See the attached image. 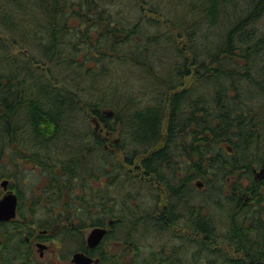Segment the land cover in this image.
Wrapping results in <instances>:
<instances>
[{"label":"trees","instance_id":"obj_1","mask_svg":"<svg viewBox=\"0 0 264 264\" xmlns=\"http://www.w3.org/2000/svg\"><path fill=\"white\" fill-rule=\"evenodd\" d=\"M94 117L128 166L145 155L159 215ZM29 162L30 223L59 208L77 224L62 240L120 209L132 226L112 238L154 254L137 264H264V0H0V178ZM27 227L0 222V264L38 263Z\"/></svg>","mask_w":264,"mask_h":264},{"label":"flooded vegetation","instance_id":"obj_2","mask_svg":"<svg viewBox=\"0 0 264 264\" xmlns=\"http://www.w3.org/2000/svg\"><path fill=\"white\" fill-rule=\"evenodd\" d=\"M99 132L104 134V138L106 140L105 147L109 151V153L114 152L117 156L119 152L122 154V156H118L122 163L131 170V172L137 176L141 181H143V184L145 185V188H150L152 190V197L148 203V208L151 209L152 211L155 210L154 214H151V216L159 215L163 209H165L169 203V193L166 189H164L157 178L155 174H146L145 169L143 167L142 161L143 158L145 157L144 154L139 155V158L136 160L135 164L128 166L125 163V156L123 150L120 148L119 149V143L121 141L120 136L113 137L114 132L108 128L103 129L102 131L98 130ZM160 146H156L154 149L159 148ZM32 163V162H29ZM35 165V164H34ZM35 167H38L35 165ZM44 176L42 177V179ZM3 180H8V189H11L15 191L17 194L18 192L15 190V188L11 187V178L9 177H2L1 182ZM0 182V184H1ZM198 182H201V185H198ZM196 185L199 188H203L204 183L201 180L196 181ZM161 187V191H163L166 194L167 197V202L162 205L163 200L160 198V193L159 196L157 193H155L154 189H158ZM4 189V188H3ZM6 192V189H4V193ZM3 193V194H4ZM2 194V195H3ZM1 195V196H2ZM19 195V194H18ZM0 196V197H1ZM110 206V205H109ZM44 210H38V212H43ZM63 214L68 213L70 214L72 211L69 210H62L61 211ZM105 214L107 215L106 221L103 225H94V226H88L86 228H90L89 232L87 234H84V240L82 242L78 241H72V240H62L60 234L65 228H72L77 226L76 220H72L70 217H61L59 219V213L54 220V223L48 227H42V235H45L47 238L39 235L37 238L40 239L37 242V246L39 247V252L40 256L44 255V250L48 248V242L50 239H53L57 243V264H59V259L62 264H77L76 262L73 261L74 254L77 252L84 253L85 255H88L93 259L92 264H111V258L112 256L121 258V261L118 264H126L127 261H130L129 264H137L141 255L143 256L144 254H147V256H153V252L150 253L149 248L151 247L150 245L147 246L148 250L147 252H144L138 247H136L133 242H128L125 243L126 241L121 238L114 239L112 238L111 231L116 230L117 231H125L127 226H132V223H130L128 220H123L122 225L117 224L118 220H121L120 215H122L123 211L120 209H116L114 213L110 211V208H107L105 211ZM125 213V211H124ZM10 219L7 221H0V222H10ZM132 221V220H130ZM95 227H101L105 228L106 232L104 233L102 239L100 240L99 243H97L94 246H90L88 242V234L90 231L95 228ZM174 229L176 227L172 225ZM82 229V231H83ZM53 230H55V237L48 235L49 233H52ZM36 235L32 234L30 231V234L26 236V240L29 244L32 243V238H34ZM111 242H114L115 244H111ZM40 243L43 246H40ZM115 246V247H113ZM142 246V245H141ZM133 251L132 258H128V251ZM34 251V250H33ZM37 257V255L35 254ZM140 264V263H139Z\"/></svg>","mask_w":264,"mask_h":264},{"label":"rangeland","instance_id":"obj_3","mask_svg":"<svg viewBox=\"0 0 264 264\" xmlns=\"http://www.w3.org/2000/svg\"><path fill=\"white\" fill-rule=\"evenodd\" d=\"M193 78L194 76L192 75L188 76L185 80L184 85H190L193 81ZM90 126L94 127L95 124L90 121ZM117 136H119L118 133L114 132L113 137H117ZM118 156H122V154L119 152ZM12 172H13V169H12ZM40 173L41 171L39 167H35L33 163H25L23 172L21 171L20 173L19 172L16 173V175L14 174L13 176H6V177L11 178V182H12L11 184L20 186L21 191L23 193V197L20 198V201H19V207L21 209V212H23V214L26 215V217L24 219V217L18 213V215L16 216V219L18 221H22L23 223H26L28 226L26 229L20 228L21 236H25V237L28 236L30 234V231L32 232V234L36 235L34 238H32L31 245H32V249L37 255L36 257L38 261L37 264H57V243L53 239H50V241L48 242V248L44 250V255L40 256V252H39L40 249L37 246V242L40 239H38L37 237L39 235L45 238L47 237L45 235H42L41 233L42 227H40V225L37 222H34L33 224L30 223V221H33L36 219L41 220L43 215L45 214L44 212H38L39 208H37L32 203L33 196L37 194V192L40 190L42 186V181H41L42 176H40ZM1 179L2 178H0V182H1ZM15 190L17 191L16 187H15ZM3 193H4V189L2 185L0 184V196ZM160 198L163 200L162 205L167 202L166 194L163 191H161L160 193ZM58 213H59V208L55 210V212L53 213L54 216L52 215L50 219H54V218L56 219ZM15 223L16 222H12L11 224L7 226V230H9V232H12L13 234H15L16 232L15 228L13 227ZM50 225H52V223L49 224L48 226ZM89 230L90 228L83 229V233L87 234ZM55 234H56L55 230H53V232L49 233L48 235L55 237ZM2 239H3V233L2 231H0V243L2 242ZM111 244L114 245L115 243L111 242ZM127 255H128V258H132L133 251L129 250ZM60 260L61 259H59V264H62ZM129 263L130 261H127L126 264H129Z\"/></svg>","mask_w":264,"mask_h":264},{"label":"water","instance_id":"obj_4","mask_svg":"<svg viewBox=\"0 0 264 264\" xmlns=\"http://www.w3.org/2000/svg\"><path fill=\"white\" fill-rule=\"evenodd\" d=\"M95 123V129L98 131H102L103 127L99 120L96 117L92 119ZM8 180H3L1 185L6 192L0 197V221H7L13 219L17 215V206L19 201V196L16 192L11 189H8ZM201 182H198V185H201ZM106 232L105 228L95 227L93 228L90 233L88 234V242L90 246H94L100 242L104 233ZM40 246H43L40 243ZM73 261L77 264H92L93 259L84 253L77 252L74 254Z\"/></svg>","mask_w":264,"mask_h":264}]
</instances>
